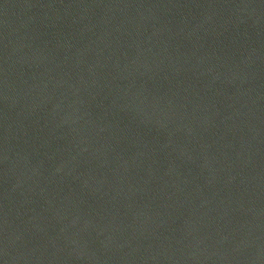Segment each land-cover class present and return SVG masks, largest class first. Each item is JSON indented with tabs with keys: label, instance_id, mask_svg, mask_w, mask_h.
<instances>
[{
	"label": "water",
	"instance_id": "water-1",
	"mask_svg": "<svg viewBox=\"0 0 264 264\" xmlns=\"http://www.w3.org/2000/svg\"><path fill=\"white\" fill-rule=\"evenodd\" d=\"M0 264H264V0H0Z\"/></svg>",
	"mask_w": 264,
	"mask_h": 264
}]
</instances>
